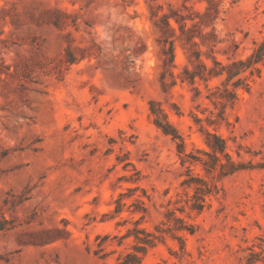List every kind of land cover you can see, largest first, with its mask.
<instances>
[{
	"label": "rangeland",
	"instance_id": "obj_1",
	"mask_svg": "<svg viewBox=\"0 0 264 264\" xmlns=\"http://www.w3.org/2000/svg\"><path fill=\"white\" fill-rule=\"evenodd\" d=\"M148 2L186 18L163 86ZM263 43L264 0H0V264H264V57L208 75Z\"/></svg>",
	"mask_w": 264,
	"mask_h": 264
},
{
	"label": "trees",
	"instance_id": "obj_2",
	"mask_svg": "<svg viewBox=\"0 0 264 264\" xmlns=\"http://www.w3.org/2000/svg\"><path fill=\"white\" fill-rule=\"evenodd\" d=\"M149 1H156V0H149ZM149 9L151 11V17L154 19L153 24L157 29L158 32V38H157V43L160 48V60H161V66L164 69V74H162L160 80L162 86L165 85V82L163 81L165 72L168 67L173 66V61H174V53H173V43L175 39H181V35L187 34L185 33V16L180 15L176 12H170L168 14H162L159 16L157 19L156 14V9L154 8H159V5H151V3L148 2ZM207 12V11H206ZM49 15V14H54L56 16H63L66 15L63 12L60 11H53L49 12L46 11L44 15ZM207 13H204V15ZM170 19H172L175 24L177 25V29L180 31V36H177L175 34V29L170 25ZM48 23L53 25L56 28H60L63 25V22L61 20L55 18L53 20H48ZM194 26V25H192ZM188 38V36H186ZM186 41H191V39L186 40ZM195 45V43H193ZM198 56V54H197ZM264 57V43L259 46L251 55L249 58H247L246 61H238L236 63H233V67H237L235 70H232L233 67H228V68H222L219 72H215L213 70L208 71V75L210 76H217L221 74L223 71H227V81L233 78L234 76L240 74L241 72L245 71L249 67L253 66L254 64H257L260 62ZM77 60V58L73 55V52L70 50L68 47L65 51L64 54V61L67 64H72ZM30 68L29 66H24V68L20 70L17 68V65H8L3 62L2 59H0V84H3L4 86H8L10 80H15L17 83L15 84L14 87H12L10 90H12L13 93H16L20 99V101H26L25 99V90L27 89L26 84L31 81L29 77L30 73ZM197 74L195 73H190L189 76V81L190 83L194 82L195 76ZM200 77H204L202 74H198ZM171 77H173L171 75ZM183 81V80H182ZM175 84V80L173 79L171 82V85ZM238 84V82H236ZM235 84V85H236ZM231 97H234V93L231 91ZM5 97L6 93H1ZM150 113L152 114L153 118V123L154 125L162 131L164 135L170 136L173 140L179 139L181 141L180 144H178V148L181 149L183 146L181 136L179 135L178 131L173 127L171 123H169L166 119V115L164 112L156 106L154 102L150 103ZM207 134V145L212 149L213 152H220L223 153L225 149V141L217 136L216 134ZM209 139H212L213 142H211ZM180 152V151H179ZM229 161V172L235 171L236 165L231 161L230 157L225 154ZM122 197L123 195L121 194L119 198L116 200V206L114 208V213H118L121 211V208L123 206L122 204ZM6 220H2L0 222V231L6 229ZM45 235H48V231L44 232ZM144 243H149V242H144ZM137 250V248H136ZM141 251V250H137ZM141 258L135 253H128L126 254L124 261L121 262L120 264H140Z\"/></svg>",
	"mask_w": 264,
	"mask_h": 264
}]
</instances>
